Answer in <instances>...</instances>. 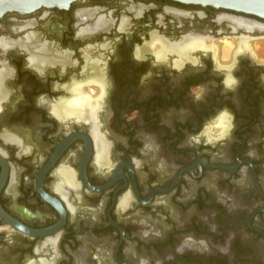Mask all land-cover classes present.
<instances>
[{"label":"flooded vegetation","instance_id":"1","mask_svg":"<svg viewBox=\"0 0 264 264\" xmlns=\"http://www.w3.org/2000/svg\"><path fill=\"white\" fill-rule=\"evenodd\" d=\"M234 17L264 26L178 0L0 16V264H264V31ZM92 81L101 165L91 120L53 111ZM176 208L185 227L159 228Z\"/></svg>","mask_w":264,"mask_h":264},{"label":"bare ground","instance_id":"2","mask_svg":"<svg viewBox=\"0 0 264 264\" xmlns=\"http://www.w3.org/2000/svg\"><path fill=\"white\" fill-rule=\"evenodd\" d=\"M235 18V17H234ZM230 23L235 27H242L247 30H254L259 29L264 31V26L257 25L251 20L247 19H231ZM195 42H192L190 44H193ZM197 43V42H196ZM167 46L163 45L162 43L157 47V52H161V49H165ZM250 44L247 39H236V43L231 42H221L215 45L214 52H216L214 55L217 58H220L221 61L227 62L229 58H232L237 52L243 51L245 49L250 50ZM255 53V51H254ZM160 55V54H159ZM96 84V90L93 93H86L83 86L77 85L73 86L72 88V97L65 101V103H57L53 107V111L56 115L59 117H69V116H76L80 120H91V129L93 131V137H95L96 141V149H97V155L96 160L101 165L102 163H105L107 153H108V146L105 143V139L101 138L100 132L98 131V124L94 121V118L97 111L99 110L102 98H103V85L101 82L92 81V84ZM97 124V125H96ZM107 162V161H106ZM70 172H67L66 170H61L60 174L64 178V183H68L71 180V177H69ZM60 176V178H61ZM61 178V179H63ZM72 182V181H71ZM70 184V183H68ZM66 192V190H65ZM64 193V195H67V193ZM62 194V193H61ZM63 196V195H62ZM125 199L122 200L121 206L125 205Z\"/></svg>","mask_w":264,"mask_h":264},{"label":"water","instance_id":"3","mask_svg":"<svg viewBox=\"0 0 264 264\" xmlns=\"http://www.w3.org/2000/svg\"><path fill=\"white\" fill-rule=\"evenodd\" d=\"M76 0H0V16L7 11L27 12L41 7L68 8ZM188 3L211 5L264 19V0H178ZM100 189V187H96ZM45 199L61 210L58 199L45 194Z\"/></svg>","mask_w":264,"mask_h":264},{"label":"rangeland","instance_id":"4","mask_svg":"<svg viewBox=\"0 0 264 264\" xmlns=\"http://www.w3.org/2000/svg\"><path fill=\"white\" fill-rule=\"evenodd\" d=\"M263 54H264V50ZM167 211H170V219L167 221H163L161 224H158L157 226L161 229L166 228L165 230L168 231L170 229H172L173 225H177V226H182L185 227V225L187 224V222L190 220V214L189 212H185L182 209H167ZM147 223L150 226H155V222L154 220H148ZM162 231V230H161ZM198 238H200V236H198ZM137 251V250H136ZM138 255L143 258H149L151 260L157 259L158 256L154 255L153 253L150 252H145V253H141L138 252Z\"/></svg>","mask_w":264,"mask_h":264}]
</instances>
